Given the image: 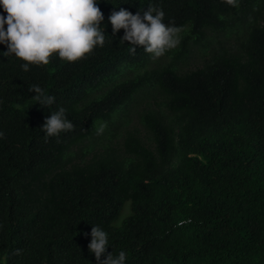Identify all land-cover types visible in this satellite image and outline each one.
Wrapping results in <instances>:
<instances>
[{
	"label": "trees",
	"instance_id": "16d2710c",
	"mask_svg": "<svg viewBox=\"0 0 264 264\" xmlns=\"http://www.w3.org/2000/svg\"><path fill=\"white\" fill-rule=\"evenodd\" d=\"M149 5L179 29L159 58L130 53L108 20ZM98 7L105 43L75 62L25 71L0 44V264H96L93 225L125 264H264V0ZM191 59L202 64L184 71ZM142 101L151 139L120 132ZM60 108L74 128L46 138Z\"/></svg>",
	"mask_w": 264,
	"mask_h": 264
},
{
	"label": "clouds",
	"instance_id": "9594fccd",
	"mask_svg": "<svg viewBox=\"0 0 264 264\" xmlns=\"http://www.w3.org/2000/svg\"><path fill=\"white\" fill-rule=\"evenodd\" d=\"M225 2L233 7L238 4V0ZM98 4L99 0H0V44L7 48L3 55L14 54L24 61L21 68L25 71L32 65H48L54 54L68 62L84 58L105 43V33L100 27L104 15ZM164 16L162 9L149 5L143 15L120 8L112 11L108 20L113 34L124 29L121 40L130 42V53H135L140 46L153 58H159L179 43V29L165 23ZM29 91L35 92L41 106L48 108L55 100L39 85H32ZM73 128L65 109L60 108L45 118L41 130L48 138ZM103 130L101 125L97 134ZM90 236L88 249L94 254L96 264H125V251L118 255L107 251L110 246L107 231L93 225Z\"/></svg>",
	"mask_w": 264,
	"mask_h": 264
},
{
	"label": "rangeland",
	"instance_id": "374dc122",
	"mask_svg": "<svg viewBox=\"0 0 264 264\" xmlns=\"http://www.w3.org/2000/svg\"><path fill=\"white\" fill-rule=\"evenodd\" d=\"M234 43V42H233ZM202 64V60L200 59L199 61L197 59H191L189 61V64L184 66V71H189L192 69L197 68L199 65ZM135 105H132L130 107V112H129V116L126 119L125 123L122 126V129L120 130V132L124 131V130H130L132 128H136L140 135L143 136L146 139H151V135L145 130V128L142 126L141 122H140V114L143 112L146 103L142 101L141 104L137 105L136 107H134ZM132 108V109H131ZM118 138L116 140H114V142H117ZM131 211H130V207L129 205L126 207L124 213L122 214V217L119 221L118 224H121V222L128 216L130 215Z\"/></svg>",
	"mask_w": 264,
	"mask_h": 264
}]
</instances>
